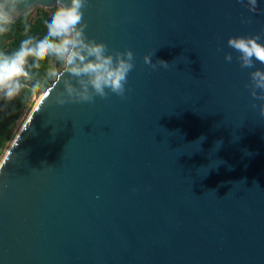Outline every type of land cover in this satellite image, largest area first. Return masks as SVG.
Segmentation results:
<instances>
[{"label":"water","instance_id":"1","mask_svg":"<svg viewBox=\"0 0 264 264\" xmlns=\"http://www.w3.org/2000/svg\"><path fill=\"white\" fill-rule=\"evenodd\" d=\"M246 5L88 0L86 36L134 68L123 98L58 104L62 80L41 95L0 163V264H264V116L247 87L264 64L227 45L264 44V0Z\"/></svg>","mask_w":264,"mask_h":264},{"label":"clouds","instance_id":"2","mask_svg":"<svg viewBox=\"0 0 264 264\" xmlns=\"http://www.w3.org/2000/svg\"><path fill=\"white\" fill-rule=\"evenodd\" d=\"M244 3V0H240ZM249 11L257 10V0H247ZM28 12L31 9L30 0H0V37L9 33L15 21L21 16L20 8ZM88 7V0H57L55 10L50 19L45 21L46 35L42 39L27 37L20 43L12 55L0 52V98L11 101L17 97L24 85L21 78H28L26 71L29 58L32 68L39 69L41 61L53 57L62 68L47 70V78L62 80V91L55 102H92L94 97L107 98L113 93L124 97L127 76L134 68V55L131 50L109 51L103 42L89 39L85 34L86 23L83 22V11ZM261 36H230L227 45L239 53L237 59L242 68H253L254 61L264 64V44ZM225 60L231 62L232 55L225 53ZM144 63L152 68L150 55L143 57ZM160 66L167 68L168 62L157 60ZM64 73L68 76L64 77ZM63 78V79H62ZM75 81V83H73ZM251 96L261 101L260 115L264 116V70L255 69L250 72ZM47 94V93H45ZM254 108L255 104L252 105Z\"/></svg>","mask_w":264,"mask_h":264},{"label":"trees","instance_id":"3","mask_svg":"<svg viewBox=\"0 0 264 264\" xmlns=\"http://www.w3.org/2000/svg\"><path fill=\"white\" fill-rule=\"evenodd\" d=\"M54 10L55 8L49 10L39 8L35 18H32L31 13L15 22L11 31L0 37V52L10 56L19 48L23 39L29 36L42 39L47 33L45 21L50 19ZM31 65L32 59L29 58L26 66L29 76L21 78L24 87L20 94L11 101L0 98V163L27 120H24V116H29L32 112L35 106L34 98L40 97L55 81L54 78H47V70L50 67L55 68L58 72L63 69L53 57L41 61L39 69L32 68ZM23 120L24 123L20 126Z\"/></svg>","mask_w":264,"mask_h":264},{"label":"rangeland","instance_id":"4","mask_svg":"<svg viewBox=\"0 0 264 264\" xmlns=\"http://www.w3.org/2000/svg\"><path fill=\"white\" fill-rule=\"evenodd\" d=\"M37 10H35L33 13H32V18H35L36 17V12ZM41 97V96H40ZM39 96H36L35 98H34V102H35V105H36V103L38 102V100H39V98H40ZM28 118V116L26 115V116H24V120L25 119H27ZM24 120L20 123V126L24 123Z\"/></svg>","mask_w":264,"mask_h":264}]
</instances>
